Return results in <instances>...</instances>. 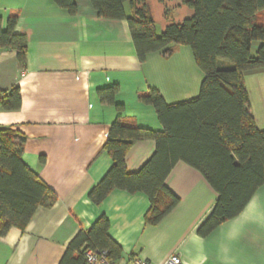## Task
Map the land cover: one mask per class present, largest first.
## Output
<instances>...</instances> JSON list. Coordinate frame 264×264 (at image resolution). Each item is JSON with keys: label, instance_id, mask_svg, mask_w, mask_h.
Masks as SVG:
<instances>
[{"label": "crops", "instance_id": "1", "mask_svg": "<svg viewBox=\"0 0 264 264\" xmlns=\"http://www.w3.org/2000/svg\"><path fill=\"white\" fill-rule=\"evenodd\" d=\"M75 1L78 12L71 15L53 0H0L3 26L15 14L16 32L27 38L25 67L15 51L0 48V92L18 87L21 96L16 110L0 104V125L25 136L24 162L57 196L52 206L37 209L25 229L12 227L0 237V264H60L72 239L102 216L122 250L117 264L133 257L164 264L172 255L184 264H264V184L238 216L206 235L199 228L218 193L185 162L166 179L179 202L156 223L147 222L151 202L145 193L114 189L100 204L90 200L113 166L105 144L119 114L100 100L98 89L118 85L123 116L163 131L156 109L140 96L156 89L167 104L190 100L198 95L202 72L185 45L141 62L127 21L100 18L90 0ZM155 1L148 0V7L156 23ZM125 10L129 15L128 4ZM168 23L166 18L162 30ZM248 74L264 107V67ZM246 75L251 114L264 129V108L253 107ZM155 150L153 140L135 142L125 158L127 171L138 172Z\"/></svg>", "mask_w": 264, "mask_h": 264}, {"label": "trees", "instance_id": "2", "mask_svg": "<svg viewBox=\"0 0 264 264\" xmlns=\"http://www.w3.org/2000/svg\"><path fill=\"white\" fill-rule=\"evenodd\" d=\"M53 1L71 15L78 12L75 0ZM181 1L192 15L176 22L167 14L169 23L157 34L148 0H90L98 17L127 21L141 62L155 52L170 56L176 46L185 45L204 79L196 97L175 104H167L156 89L140 96L143 103L156 109L163 131L139 127L135 120L123 116L124 107L116 102L118 85L98 89L100 100L113 105L119 114L105 144L113 166L89 198L100 204L114 189L145 193L151 202L147 222L156 223L179 202L166 179L177 163L185 162L199 170L218 193L216 204L199 228L206 235L238 216L264 184V129L257 127L251 114L244 77L247 71L264 67V0ZM17 20L12 14L4 27L0 16V48L15 51L25 67L27 38L16 32ZM256 42L260 44L255 46ZM3 94L0 104L5 109L20 108L18 87ZM25 140L16 130L0 126V237L12 227L25 229L38 208L50 207L57 200L55 192L24 162ZM140 140L155 141L156 150L138 172L129 173L125 158ZM108 230L105 216L90 229L81 230L60 264H87L88 249L107 251L110 259H119L121 247Z\"/></svg>", "mask_w": 264, "mask_h": 264}, {"label": "rangeland", "instance_id": "3", "mask_svg": "<svg viewBox=\"0 0 264 264\" xmlns=\"http://www.w3.org/2000/svg\"><path fill=\"white\" fill-rule=\"evenodd\" d=\"M155 2L156 3L151 4V7H152L153 16L156 19V32H157V34L161 33V30H162L164 24L166 23L165 17L167 16V14L170 13V15H171L170 19L173 21H176V22H180L183 19L190 17L192 15L191 9H189L187 7H183V8L176 7L175 4H172V2L170 0H164L163 2H160L157 0ZM259 44L260 43L256 42L255 46H258ZM184 48H186V50H189L188 52H190V54L192 56V51H191L190 47L186 46ZM259 69H262V68H259ZM259 69H256V70H259ZM256 70H251V71L246 72L248 75V76L246 75L247 76L246 79H247L248 86L250 88L251 98L253 99V105H254L253 107H255V109H257V106L264 108L263 104L261 103V97H260L259 91L256 90L255 87H253L256 84L255 83L256 81L254 80L255 77H252L248 74V73L254 72ZM203 79H204V73L202 72V76L200 78L199 88H198L199 90H200L201 83H202ZM198 94H199V92H198Z\"/></svg>", "mask_w": 264, "mask_h": 264}, {"label": "built area", "instance_id": "4", "mask_svg": "<svg viewBox=\"0 0 264 264\" xmlns=\"http://www.w3.org/2000/svg\"><path fill=\"white\" fill-rule=\"evenodd\" d=\"M4 98L3 92H0V102ZM1 126V125H0ZM85 259L87 264H117L110 259L107 251H97L88 249L85 252ZM126 264H152L146 259L140 257L130 258ZM164 264H184L179 255H172Z\"/></svg>", "mask_w": 264, "mask_h": 264}]
</instances>
